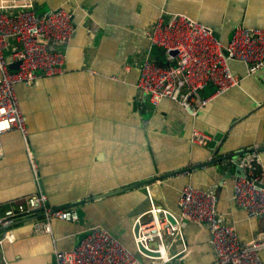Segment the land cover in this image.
<instances>
[{"label":"crops","instance_id":"crops-1","mask_svg":"<svg viewBox=\"0 0 264 264\" xmlns=\"http://www.w3.org/2000/svg\"><path fill=\"white\" fill-rule=\"evenodd\" d=\"M33 3L37 14L67 7L74 32L61 46L66 55L61 72L41 75L31 86L16 84L27 133L23 137L12 128L0 135V208L45 192L48 205L74 207L79 220L53 219L52 233H45L35 227V220L43 218L39 212L23 216L7 226L13 240L3 238L7 227H0V264H55L54 248H71L86 227L96 223L136 250L135 220L147 217L151 200L178 213L181 189L188 182L213 190L219 215L234 225L241 242L264 233V216H248L233 201L238 166L229 161L231 154L244 157L255 143L264 145V66L248 72L245 62L230 58L238 85L212 96L215 85L210 83L198 92L208 100L199 104L196 99L194 112L167 97L152 104L136 85L139 63L149 49L150 57L170 61L149 39L161 8L183 11L225 40L236 25L264 27V0ZM19 45L10 40L8 50ZM194 127L211 139L204 145L193 142ZM29 152L37 164L36 174ZM261 161L264 165V152ZM193 163L200 166L183 172ZM165 173L169 175L140 182ZM126 185L132 186L98 195ZM183 235L191 248L174 258L182 264H208L214 259L207 228L188 221ZM168 251L175 252V246ZM260 256L264 261V250Z\"/></svg>","mask_w":264,"mask_h":264},{"label":"built area","instance_id":"built-area-1","mask_svg":"<svg viewBox=\"0 0 264 264\" xmlns=\"http://www.w3.org/2000/svg\"><path fill=\"white\" fill-rule=\"evenodd\" d=\"M73 32L72 12L64 5L37 14L33 0H0V135L15 128L25 137L27 118L16 84L21 82L31 86L41 75L61 72L66 55L59 45L61 42L67 44ZM149 39L150 44L161 47L170 59L167 65L158 64L150 57L149 49L139 63L136 85L152 104L167 97L194 112L196 99L200 100L199 104L208 100V97H199L198 92L210 83L215 85L212 96L238 85L239 75L231 71L230 58L245 62L248 72L264 66V27L261 26L236 25L225 42L210 25L183 11L163 7ZM10 40H16L20 45L8 50ZM170 50H176V53L170 54ZM13 62H17L16 69H10ZM125 67L128 70L129 66ZM191 139L204 145L211 136L194 127ZM262 152L264 145L255 143L241 159L234 154L229 156V161L243 171V174L236 172L234 176L232 198L248 216H264ZM2 155L0 144V157ZM29 161L36 174L37 164L30 152ZM198 166L200 164L193 163L183 172L195 170ZM217 202L213 190L188 182L181 189L178 213L151 200L145 211L147 217L135 220L134 224L139 223L137 236L133 231L134 224L132 227L136 250L125 245L110 229L96 223L88 225L87 232L71 248L55 247V264H145L144 260H154L155 257H159L156 264H169L178 260L174 258L177 253L191 248L186 245L183 235L188 221L197 223L200 229L207 228L209 232L215 257L208 264H264L260 256L264 250V233L241 242L234 225L219 215ZM37 212L43 218L35 220V227L45 233H52L53 219L79 220L76 208L50 206L46 193L37 192L26 195L24 202L8 203L0 208V227L11 226L18 218ZM168 214L175 218L174 222ZM3 238L13 240L10 227L3 230ZM138 242L149 250L158 251L159 255L141 251ZM171 245L175 246L173 253L168 251Z\"/></svg>","mask_w":264,"mask_h":264},{"label":"water","instance_id":"water-1","mask_svg":"<svg viewBox=\"0 0 264 264\" xmlns=\"http://www.w3.org/2000/svg\"><path fill=\"white\" fill-rule=\"evenodd\" d=\"M187 14V13H186ZM189 15V14H188ZM189 16H191V15H189ZM192 17V16H191ZM194 18V17H193ZM228 39H225V40H223V41H227ZM169 53L170 54H175L176 53V50H170L169 51ZM16 66H17V62H13V63H11L10 64V69H16ZM237 172L239 173V174H243V171L241 170V168L240 167H237ZM166 175H169V173H165V174H162V175H158V176H155V177H153V178H149V179H145V180H143V181H140L142 184H144V183H146V182H148L149 180H154V179H159V178H162V177H164V176H166ZM141 183H139V184H141ZM139 184H137V185H139ZM40 186H41V190H43V188H42V184L40 183ZM132 185H126V186H123V187H120V188H116V189H111V190H109V191H105V192H103V193H99L98 195H99V197H101V196H105V195H108V194H112V193H115V192H117V191H119V190H121V189H125V188H130ZM168 217H169V219L172 221V222H174L175 221V218L171 215V214H168L167 215ZM133 231H134V234L137 236L138 235V231H139V223L138 222H136L135 224H134V227H133ZM151 244H153V245H156V242L155 241H151ZM138 248L141 250V251H143V252H145V253H148V254H151V255H159V252L158 251H155V250H149V249H147L145 246H143L140 242H138ZM169 264H182L179 260H174V261H172L171 263H169Z\"/></svg>","mask_w":264,"mask_h":264},{"label":"trees","instance_id":"trees-1","mask_svg":"<svg viewBox=\"0 0 264 264\" xmlns=\"http://www.w3.org/2000/svg\"><path fill=\"white\" fill-rule=\"evenodd\" d=\"M151 57H152V55H151ZM152 59H155V58H153L152 57ZM155 61L158 63V64H161V65H167V61H160V60H158V59H155Z\"/></svg>","mask_w":264,"mask_h":264},{"label":"bare ground","instance_id":"bare-ground-1","mask_svg":"<svg viewBox=\"0 0 264 264\" xmlns=\"http://www.w3.org/2000/svg\"><path fill=\"white\" fill-rule=\"evenodd\" d=\"M144 255V254H142ZM152 264H156L159 261V257H155L154 260H150Z\"/></svg>","mask_w":264,"mask_h":264},{"label":"rangeland","instance_id":"rangeland-1","mask_svg":"<svg viewBox=\"0 0 264 264\" xmlns=\"http://www.w3.org/2000/svg\"><path fill=\"white\" fill-rule=\"evenodd\" d=\"M63 44H64V42H61L59 46L61 47ZM139 255H140V254H139ZM140 256H141V255H140ZM143 258H144V257H143Z\"/></svg>","mask_w":264,"mask_h":264}]
</instances>
